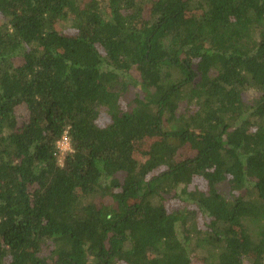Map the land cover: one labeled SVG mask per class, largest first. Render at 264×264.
Listing matches in <instances>:
<instances>
[{"label": "trees", "instance_id": "1", "mask_svg": "<svg viewBox=\"0 0 264 264\" xmlns=\"http://www.w3.org/2000/svg\"><path fill=\"white\" fill-rule=\"evenodd\" d=\"M0 18V264H264V0Z\"/></svg>", "mask_w": 264, "mask_h": 264}, {"label": "rangeland", "instance_id": "2", "mask_svg": "<svg viewBox=\"0 0 264 264\" xmlns=\"http://www.w3.org/2000/svg\"><path fill=\"white\" fill-rule=\"evenodd\" d=\"M0 22H2L1 18H0ZM65 27L66 28L63 27V30L64 31L68 32V31L71 30L70 28L67 27V24H65ZM137 94H139V90L137 88H135V87H131L130 90H129V92L126 94L125 99H124V105L131 103L134 100L135 96H137ZM253 97L254 96H253L252 93H246V94H244V99L247 102L252 101ZM107 120H108L107 113L104 110V111H102L101 121L103 123H105ZM181 153H183V152H181ZM168 202H169V205H171V206L174 204L173 200H171V201L169 200ZM195 256L197 257V258L195 257L196 258L195 259V264H203L202 261L205 258L204 253L196 254Z\"/></svg>", "mask_w": 264, "mask_h": 264}, {"label": "built area", "instance_id": "3", "mask_svg": "<svg viewBox=\"0 0 264 264\" xmlns=\"http://www.w3.org/2000/svg\"><path fill=\"white\" fill-rule=\"evenodd\" d=\"M72 152L71 139L68 131L64 132L62 137L56 143L55 155L60 166L64 165L65 158Z\"/></svg>", "mask_w": 264, "mask_h": 264}]
</instances>
